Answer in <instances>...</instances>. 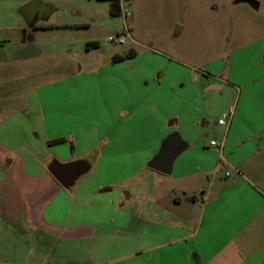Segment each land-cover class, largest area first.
I'll list each match as a JSON object with an SVG mask.
<instances>
[{
	"label": "crops",
	"instance_id": "obj_1",
	"mask_svg": "<svg viewBox=\"0 0 264 264\" xmlns=\"http://www.w3.org/2000/svg\"><path fill=\"white\" fill-rule=\"evenodd\" d=\"M249 4L256 9L262 6L258 0ZM4 29L0 33V166L11 174L16 196L14 208L0 210V264H154L156 252L164 254L190 241L193 246L185 264H196L193 253L197 264H264L263 38L247 35L250 41L233 54L232 61L241 53L249 56L257 68L250 71L259 73L258 87L263 89L259 97L245 100L243 112L239 104L213 101L229 86L222 79L215 80L223 83L221 88L210 85L203 92V113L196 104L177 100L175 112L154 108L158 102L153 103V89L162 96L161 89H169L170 83L143 87L139 100L133 98L136 87L130 83H113L107 118L98 117L95 129H89L83 63L71 71L66 67L79 64L78 60H70L63 70L54 71L56 66L50 65L54 68L50 74L49 67L40 71L45 52L36 44V33L40 54L22 58L17 53L25 47L23 22ZM8 29L19 34H5ZM64 41L75 43L79 38ZM98 41L90 39V43ZM132 54L114 58L135 59L137 53ZM124 107H133L136 114L120 121L123 112L130 115ZM213 108L221 111L218 120L234 110L223 151L211 146L214 140L205 133L216 119ZM174 117L178 120L174 128L189 146L176 158L172 174L166 175L148 167L150 136L146 140L145 130L130 128L133 121L138 125L145 121L151 130L153 122L161 135L160 148L173 129ZM61 138L68 141L50 143ZM134 153L138 160H130ZM53 162H80L85 172L67 189L49 171ZM175 255L160 257L158 264H184V258Z\"/></svg>",
	"mask_w": 264,
	"mask_h": 264
},
{
	"label": "rangeland",
	"instance_id": "obj_2",
	"mask_svg": "<svg viewBox=\"0 0 264 264\" xmlns=\"http://www.w3.org/2000/svg\"><path fill=\"white\" fill-rule=\"evenodd\" d=\"M258 1L262 2L259 9L250 5L249 0H133L131 14L125 19L111 14L112 0H0V33L6 30L4 27H12L17 22H23V34L30 26L35 27L36 44L45 52L38 65L40 71L49 67L50 71L46 72L50 74L54 69L50 65L56 66L54 71L63 70L70 60H78L79 64L66 67L71 71L73 68L79 69L83 63L86 74L82 79L88 83L86 95L89 129H95L98 117L107 118V109L112 106L111 97L114 96L113 83H130L136 87L133 96L135 100L143 97V87L170 83L169 89H161L162 96L151 89L153 103L154 100L158 102V105L153 104L154 108L175 112L174 101L177 100L192 102L198 106L199 113H203V92L206 87H213L216 79H222L229 86L222 91L220 99L217 97L210 100L227 105L239 104V110L243 112L245 100L259 97L263 89L258 87L259 73L250 71V67L252 71H257V68L249 56L241 53L234 61L232 58L235 52L243 48V44L250 41L246 40L247 35L261 37L264 42V0ZM20 7L23 8L18 11ZM126 25L133 42L119 45L105 41L110 35L125 32ZM171 29H174L172 34L169 33ZM8 30L5 34L11 33L13 29ZM18 32L12 34L17 35ZM72 37L79 38V41H64ZM25 38L24 35L23 40ZM92 38L99 39V48L87 47ZM131 52L137 53L135 59L114 61L116 55L128 57ZM40 76L42 78L43 73ZM249 80L247 85H243ZM164 96L167 98L164 99ZM127 97L124 96L125 101ZM128 101L132 102V98L128 97ZM124 108L129 110L130 115L123 112L120 121H126L136 114L133 107ZM212 113L216 119L205 133H209L208 137L220 144L225 129L214 124L219 121L221 111L213 108ZM238 113H235L236 116ZM151 114L155 113L151 111ZM177 121L176 117L172 119L173 126H176ZM132 123L131 130H145L143 133L146 140L150 136L153 158L161 139L153 127L154 123L150 124L151 130L146 127L145 121L141 125L134 121ZM135 136L140 138V132L136 131ZM138 144L140 141H136ZM138 155L134 153L130 160H138ZM122 156L121 152L120 162ZM225 158L229 159L227 153ZM122 172L119 170L120 177ZM12 188L16 191L13 182L4 191L1 189V194L15 198V191L10 194ZM150 205L154 210L156 204ZM192 246V241L179 243L177 247L168 248L164 254L156 252L152 261L158 264L160 257L174 258L177 252L179 258H184L185 264Z\"/></svg>",
	"mask_w": 264,
	"mask_h": 264
},
{
	"label": "water",
	"instance_id": "obj_3",
	"mask_svg": "<svg viewBox=\"0 0 264 264\" xmlns=\"http://www.w3.org/2000/svg\"><path fill=\"white\" fill-rule=\"evenodd\" d=\"M30 27L32 28L33 26ZM34 42L35 32H31L24 41L25 47L20 50L17 55L25 58L40 54ZM222 86V82L216 81L213 88L217 89ZM188 146V143L181 138L177 130L171 129L169 136L162 144L160 152L149 161L148 167L166 175L172 174L176 158L183 153ZM49 171L63 187L69 189L76 184L77 179L85 172V167L80 162L67 164L53 162L49 166ZM187 201L193 202L194 200L189 199Z\"/></svg>",
	"mask_w": 264,
	"mask_h": 264
},
{
	"label": "built area",
	"instance_id": "obj_4",
	"mask_svg": "<svg viewBox=\"0 0 264 264\" xmlns=\"http://www.w3.org/2000/svg\"><path fill=\"white\" fill-rule=\"evenodd\" d=\"M120 4V11L121 16H123L125 19H127L128 16L131 14V8H132V0H118ZM105 41L108 43H114L119 45H125L128 42H133L128 26L125 27V32L117 33L114 35H110L105 38ZM234 116V110L230 109L224 115L222 118L218 121V125L225 128V134L222 139V142L219 144L216 141H211V146L219 147L221 151L224 150V144L227 137L228 129L230 128V125L232 123Z\"/></svg>",
	"mask_w": 264,
	"mask_h": 264
},
{
	"label": "flooded vegetation",
	"instance_id": "obj_5",
	"mask_svg": "<svg viewBox=\"0 0 264 264\" xmlns=\"http://www.w3.org/2000/svg\"><path fill=\"white\" fill-rule=\"evenodd\" d=\"M35 30H36L35 28L30 27L29 30L25 31V36L27 37L31 32H35ZM12 182H13V180H12L11 174L9 172H6L5 169H3L0 166V210L5 209L6 207L14 208V204L12 201L13 197H11L10 195H9V197H6L5 195L1 194V189L3 190L5 187H8V185H11ZM7 191H9V190H7ZM13 191H15V190H13V188H12L10 191L11 195L13 194Z\"/></svg>",
	"mask_w": 264,
	"mask_h": 264
},
{
	"label": "trees",
	"instance_id": "obj_6",
	"mask_svg": "<svg viewBox=\"0 0 264 264\" xmlns=\"http://www.w3.org/2000/svg\"><path fill=\"white\" fill-rule=\"evenodd\" d=\"M111 14H112L113 16H121L120 4H119V1H118V0H112ZM88 47H97V48H98V47H99V44H98V43H89V44H88ZM132 53H133V52H131V53L128 55V57H133V54H132ZM120 59H122V58L116 57V58H114V61L117 62V61H119ZM171 126H173V125H171ZM173 129H175L174 126H173ZM66 141H68V140L65 139V138H61V139H57V140H52L50 143H51V144H58V143L66 142ZM73 147H74V146H73Z\"/></svg>",
	"mask_w": 264,
	"mask_h": 264
}]
</instances>
